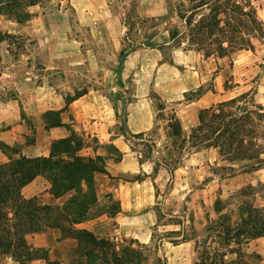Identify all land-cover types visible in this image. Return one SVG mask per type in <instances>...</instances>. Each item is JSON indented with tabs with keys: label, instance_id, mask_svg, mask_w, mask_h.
Instances as JSON below:
<instances>
[{
	"label": "rangeland",
	"instance_id": "374dc122",
	"mask_svg": "<svg viewBox=\"0 0 264 264\" xmlns=\"http://www.w3.org/2000/svg\"><path fill=\"white\" fill-rule=\"evenodd\" d=\"M181 2L184 3L185 0H50L45 6L30 8L32 16L23 24L0 15V32L20 36L24 42L23 48L19 50L6 42L0 44V106L18 98L16 87L22 81L28 82L30 86L35 84L37 87L50 89L57 95H65L67 102L87 88L101 87L99 78L104 71L95 67L94 58H99L107 67L111 65L117 68L122 64L119 56L122 49L159 48L162 61L166 64L173 63L174 50H187L183 38L185 29L176 16ZM58 3L60 6H57ZM253 5L264 30V0H255ZM174 29H178L180 35L165 44L170 41L168 31ZM113 43L116 46L113 47ZM252 43L253 50L236 51L223 58H204L200 54L195 68L208 78L201 86L204 91L211 86L210 78L217 76L220 80V88L214 92L213 104L243 92H251L256 103L264 104V40L255 38ZM129 81L127 87L131 91L133 82ZM225 81L234 87L225 91ZM192 92L165 103L164 117L168 118L172 109L176 111L181 105L194 101L190 100L193 98ZM154 95L151 92L149 98L156 126L150 137L145 138L155 143V149L149 151L142 147L144 143H148L145 140H135L130 136L126 139L129 148L134 149L131 152L135 158L140 157V151H149L147 155L150 161L146 162L152 165L158 163V160L168 159L172 168L176 159L183 154L173 176L159 167V179L157 182L152 180L151 184L149 180L146 185L139 186L123 183L142 181L145 175L141 171L122 176V181L119 182L110 175L95 174L88 186L83 181L80 183L81 193L89 188L87 197L91 198L89 195L93 194L95 198L89 212L93 215L91 219L119 210L118 193L126 195L127 200L132 203H145L147 206L141 212H150L156 220L151 228L148 249L133 243L127 236L114 235L117 229L115 221L103 224L98 220L93 224V229L98 237H107L120 248L139 250L142 254L141 264H194L196 261L198 264H220V254L225 252L227 246L235 250L238 247L234 237L227 240L222 233L205 232L207 226H219L222 220V212L217 214L215 211L216 202L226 201L231 195L252 186L255 188L253 196L243 201L262 207L264 166L250 171L243 168L242 164L235 163L232 164L234 170L224 171L214 169L216 163L220 167L226 163L217 162L218 156L213 149L180 152V142L167 137L169 130L166 121L156 120L158 102ZM52 116L54 118L57 114ZM191 129L183 130L185 137H188ZM70 130L74 133V138L80 139L87 146L79 153H87V148L96 146L94 138H86L73 128ZM103 148L107 150V147ZM107 152L114 156L113 151ZM105 166L104 162V168ZM230 218V223L238 222L237 216ZM75 244L68 243L70 261L74 249L72 246ZM207 248H210L212 254L206 261ZM241 249L243 250V246ZM243 253L248 254L245 251ZM231 258L235 256L224 259ZM240 258L246 264H264V259L256 254H251L250 257L241 254ZM4 263L18 264L9 258H5Z\"/></svg>",
	"mask_w": 264,
	"mask_h": 264
},
{
	"label": "trees",
	"instance_id": "16d2710c",
	"mask_svg": "<svg viewBox=\"0 0 264 264\" xmlns=\"http://www.w3.org/2000/svg\"><path fill=\"white\" fill-rule=\"evenodd\" d=\"M49 1L0 0V15L23 24L32 16L30 8L45 6ZM254 1L185 0L184 3L181 2L176 16L182 21L185 29L186 34L183 38L187 50L202 54L204 58L210 56L223 58L236 51L253 50L252 39L264 40L263 26L257 18ZM57 6H60L59 3ZM168 33L171 41L180 35L178 29L169 30ZM3 42L13 45L18 50L24 46L20 36L0 32V44ZM129 50L131 49L120 51L121 62ZM233 87L234 85L229 84L228 81L224 82L225 91ZM204 92V89L199 87L191 93L193 98L190 100L198 99ZM153 97L158 102L156 120L166 121L169 130L167 137L180 142L178 146L180 152L213 149L218 156L217 162L226 163L222 167L216 163L214 169L224 171L234 170L232 164L235 163L242 164L243 168L250 171L264 166V104L256 103L251 92L239 93L200 109L198 124L190 130L188 137L183 134L175 110L172 109L168 118H165V103L156 95ZM54 113L57 116L53 118ZM45 121L47 127L61 124L57 112L46 113ZM155 126L154 122L153 128L149 131L129 136L135 140H145L148 143H144L142 147L152 151L155 149V143L145 137H150ZM83 147L87 146H84L80 139L74 138L71 130L69 137L52 143L48 157L13 158L11 154L17 151L0 143V150L8 156V161L0 164V264H5V258L18 264H27L36 258H46L45 252L33 250L26 244L25 235L40 232L47 227L57 228L61 231L62 238L75 241L71 264H141L142 254L139 250L120 248L108 238L98 237L85 228L79 229L73 226L85 219L95 201L93 194L89 195L91 198L87 197L89 188L81 193L83 191L80 183L83 181L88 186V182L95 174L108 175L104 168V158L79 155ZM105 147L107 151L114 152L115 160L121 159V155L114 147ZM130 149L134 152L133 147ZM149 151L139 152L140 157H137V160L140 165L150 161L147 155ZM182 155L176 159L172 168L168 159L158 160L159 162L153 165V174H157L159 167H163L172 177ZM37 176H43L50 182L51 193L55 198L72 193L63 207L41 204L36 198L24 199L21 196V189ZM153 186L157 189L155 185ZM246 189L231 195L226 201H217L215 211L217 214L222 212V220L219 226L209 225L205 229V232L222 233L227 240L229 237L230 239L234 237L233 240L237 241L236 250L227 246L225 252L220 254L222 257L220 264H246L240 255L250 257L251 254L243 253L241 247L254 239L264 237V205L259 207L243 201L253 196L255 191L252 186ZM230 206L235 208L231 209ZM231 216H237L238 222L230 223ZM136 244L148 249L146 245ZM207 250L206 261L212 254L210 248ZM195 252L197 253L196 246ZM233 255L235 258L224 259ZM46 264L60 263L48 261ZM194 264H198L197 261Z\"/></svg>",
	"mask_w": 264,
	"mask_h": 264
},
{
	"label": "crops",
	"instance_id": "0c3cea01",
	"mask_svg": "<svg viewBox=\"0 0 264 264\" xmlns=\"http://www.w3.org/2000/svg\"><path fill=\"white\" fill-rule=\"evenodd\" d=\"M170 42L171 40L165 44ZM114 46L116 45L113 43ZM200 56L195 51L174 50L173 63L166 64L162 61L161 49L136 48L127 53L117 68L111 65L108 68L99 58H94L95 67L104 71L99 78L101 87L87 88L68 102L65 95H57L55 91L35 84L30 86L26 81L19 82L16 87L18 98L0 106V143L17 151L11 154L13 158L48 157L52 143L69 137L70 129L73 128L86 138H94V145L97 146L87 148V153L79 155L103 157L106 172L117 182L122 181V176L140 171L145 175L142 181L123 183L139 186L146 185L147 180L150 184L152 180L157 182L160 173L152 176L151 163L139 164L126 137L147 132L153 127V105L149 98L151 92L162 102L168 103L205 84L208 78L195 68ZM129 79L133 82L131 91L127 87ZM210 81L211 86L198 99L176 109L182 130L195 127L198 124L199 110L214 103V92L219 90L220 80L216 76L210 78ZM49 112H59L60 125L46 126L45 114ZM107 145L117 150L121 155L120 160H115L116 155L109 154L103 148ZM7 161L8 156L0 150V164ZM71 194L55 198L51 193L50 182L43 176H37L21 189L24 199L36 198L41 204L59 207H63ZM118 196L119 210L116 213L104 214L94 219L88 213L84 222L73 226L85 228L96 235L93 224L98 220L103 224L115 221L117 229L114 235H124L139 245L147 246L151 241L155 217L150 212H141L147 206L142 201L132 203L127 200L126 195L118 193ZM25 242L31 249L46 254V258H36L27 264H46L48 261L71 264L68 243L75 241L62 238V233L57 228L47 227L40 232L26 234ZM243 251L264 259V237L248 242L243 246Z\"/></svg>",
	"mask_w": 264,
	"mask_h": 264
}]
</instances>
